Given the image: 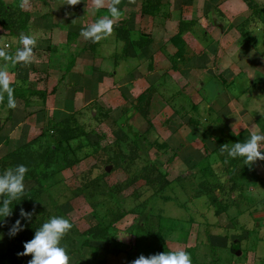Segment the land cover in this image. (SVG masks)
I'll return each mask as SVG.
<instances>
[{
    "label": "rangeland",
    "instance_id": "obj_1",
    "mask_svg": "<svg viewBox=\"0 0 264 264\" xmlns=\"http://www.w3.org/2000/svg\"><path fill=\"white\" fill-rule=\"evenodd\" d=\"M111 2L93 14V0H0V48L36 40L31 63L0 57L16 101L0 98V172L28 168L0 240L23 208V249L51 217L72 222L69 264L178 249L192 264H264V160L221 152L264 134V10L243 23L244 0H120L93 43L81 28L111 18Z\"/></svg>",
    "mask_w": 264,
    "mask_h": 264
},
{
    "label": "clouds",
    "instance_id": "obj_2",
    "mask_svg": "<svg viewBox=\"0 0 264 264\" xmlns=\"http://www.w3.org/2000/svg\"><path fill=\"white\" fill-rule=\"evenodd\" d=\"M81 0H65L67 5H77ZM120 0H112L109 8V17H100L95 23L81 28V35L90 39L93 43L109 36L113 31V18L121 15L118 8ZM23 6V5H21ZM104 6V0H93L92 13ZM261 30H264L262 27ZM22 48H17L15 56H10L0 48V57L5 61H11L12 65L18 62L31 63L33 48L36 45L34 37L28 34H20ZM7 93V104L9 108L16 107L14 90L11 86V77L6 68L0 69V98ZM264 113V112H261ZM221 152H226L233 159L243 158L244 165H253L258 160H264V134L255 131L244 142L225 143ZM28 172L26 165L20 164L0 172V221L12 215V203L25 197V176ZM33 213L21 208L19 218L9 228L11 236L23 231L27 223L31 221ZM73 227L72 222L63 216H53L44 222L35 231L31 240L24 242V249L20 255H32L28 264H69V254L62 245L65 234ZM132 264H192L191 253L178 249L174 251L159 252L149 256L140 255L132 261Z\"/></svg>",
    "mask_w": 264,
    "mask_h": 264
},
{
    "label": "trees",
    "instance_id": "obj_3",
    "mask_svg": "<svg viewBox=\"0 0 264 264\" xmlns=\"http://www.w3.org/2000/svg\"><path fill=\"white\" fill-rule=\"evenodd\" d=\"M244 1L248 4L250 9H252L251 15L243 22V23H247V21L248 20L251 21L254 16L260 15V12H262L264 10V6L261 7V4L256 2V0H244ZM146 4H148V2ZM1 5H2L1 6L2 9H4V10L8 9V3L7 2L3 3L1 1ZM144 42H146V40H144L141 43H144ZM135 44H137V43L135 42ZM138 45H140V44H138ZM73 64L74 63H71L70 66L72 67ZM42 95H44V94H42ZM138 97L139 98L137 99V101L134 102L133 104L137 109L140 110V112L143 115H146L147 110L141 106V99L144 100L146 98L149 101V99L152 97L151 92L150 91H144L141 94H139ZM147 109H148V107H147ZM51 149L53 150L54 148L51 147ZM43 163H45V164L48 163V158H45ZM21 233L24 235V232H21ZM22 234L21 235L20 234L15 235V236H11L10 234H8L7 238L0 240V264H16L17 263L18 254L23 252V248H22L23 246H21L22 241H23ZM3 241L9 242L8 245L6 246V248L3 247Z\"/></svg>",
    "mask_w": 264,
    "mask_h": 264
},
{
    "label": "crops",
    "instance_id": "obj_4",
    "mask_svg": "<svg viewBox=\"0 0 264 264\" xmlns=\"http://www.w3.org/2000/svg\"><path fill=\"white\" fill-rule=\"evenodd\" d=\"M249 15H251V13H250ZM247 17H248V16H247ZM246 19H247V18H246ZM246 19H245V20H246ZM230 81H231V83H233V79H230ZM220 95H221L222 97H223V96L228 97L227 94H220ZM218 98H220L219 95H218V97H217L216 99H218ZM224 98H225V97H224Z\"/></svg>",
    "mask_w": 264,
    "mask_h": 264
}]
</instances>
